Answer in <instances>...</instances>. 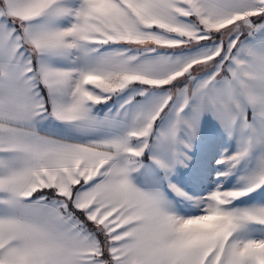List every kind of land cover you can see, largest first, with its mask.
I'll return each mask as SVG.
<instances>
[{"label":"snow or ice","instance_id":"1","mask_svg":"<svg viewBox=\"0 0 264 264\" xmlns=\"http://www.w3.org/2000/svg\"><path fill=\"white\" fill-rule=\"evenodd\" d=\"M0 264H264V0H0Z\"/></svg>","mask_w":264,"mask_h":264}]
</instances>
